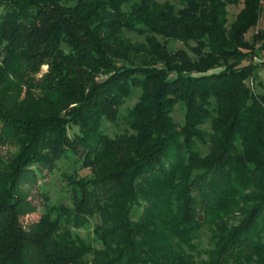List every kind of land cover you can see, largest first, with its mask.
<instances>
[{
    "label": "trees",
    "instance_id": "obj_1",
    "mask_svg": "<svg viewBox=\"0 0 264 264\" xmlns=\"http://www.w3.org/2000/svg\"><path fill=\"white\" fill-rule=\"evenodd\" d=\"M240 1L0 0V264H264V83L246 38L264 0L229 24ZM45 172L70 204L46 196L24 226Z\"/></svg>",
    "mask_w": 264,
    "mask_h": 264
},
{
    "label": "rangeland",
    "instance_id": "obj_2",
    "mask_svg": "<svg viewBox=\"0 0 264 264\" xmlns=\"http://www.w3.org/2000/svg\"><path fill=\"white\" fill-rule=\"evenodd\" d=\"M161 2H164L166 0H159ZM243 8V0L240 1L239 5H233L228 7V21L229 24L233 23L236 19V16L239 14L241 9ZM264 29V7H263V12L261 19L258 23V25L251 29L247 35L246 38L247 40L253 44L254 46V54L251 60L255 64L260 63L262 68L260 70V81L264 83V51L261 49L262 41H260L259 36H260V31ZM134 41L136 40H141L137 36H132ZM193 45V44H192ZM194 46V45H193ZM167 47L170 51L176 52L177 50L180 49H187L188 53L192 55L191 51L181 42H175V41H169L167 43ZM48 72V66H44L42 68L41 73L37 76V78H41L44 74ZM251 80L247 81V84L252 88L255 89L256 91H261V88L257 86V82H253ZM263 90V89H262ZM138 102V94L135 95L132 99H129L126 101L124 106L121 109V115H125L127 111L132 108L136 103ZM184 116H185V109L183 105H177L175 108V111L173 113L174 119L179 122L183 123L184 121ZM126 129V125L124 124L122 118L118 120L117 123H109L106 122L104 125V130L107 134L110 136H114L117 133H121ZM204 129H209V126H205ZM78 132L77 128H74L71 130L70 134L72 135L73 133ZM15 152V148L13 147H4L1 149V155L4 158H9L11 154ZM78 164L75 162L74 159H62L59 162V169L61 170L60 172L64 170H68L69 172H73L75 170V167L78 168ZM57 172L55 174H49L45 172L43 175L39 176L37 180V185L34 186V188L31 189L29 200L33 202V204L38 208V210L35 213L28 214L24 217L21 218V222L24 226H29L31 224H34L38 222L41 218V216L45 212V204L46 200L45 197L47 196L48 198L51 199L52 202L60 203V204H70V198L68 195H66L65 187H64V180L61 176V173ZM79 174L83 177H90L91 172L89 170H80ZM45 194V196H44ZM95 221L91 220L89 224H87L84 227L81 228H75V232L79 234V236L86 240V241H92L95 239V234H94V225ZM200 245L201 249H206L207 247L210 246V241H209V233L207 231H203L200 236ZM97 247H101L100 244L95 243ZM206 258L205 254H202L201 256H198V259H203Z\"/></svg>",
    "mask_w": 264,
    "mask_h": 264
}]
</instances>
